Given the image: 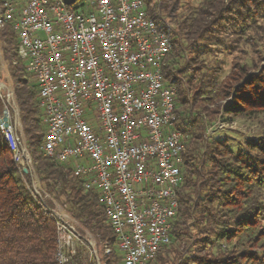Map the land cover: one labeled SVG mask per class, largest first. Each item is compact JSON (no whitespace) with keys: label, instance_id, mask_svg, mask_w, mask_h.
<instances>
[{"label":"built area","instance_id":"obj_1","mask_svg":"<svg viewBox=\"0 0 264 264\" xmlns=\"http://www.w3.org/2000/svg\"><path fill=\"white\" fill-rule=\"evenodd\" d=\"M6 24L37 87L43 154L97 194L122 264H147L170 242L183 179L184 134L172 125L177 90L163 73L167 34L143 0H0V29ZM0 99V132L28 172L14 94L1 79ZM46 210L57 264H101L70 213L56 202Z\"/></svg>","mask_w":264,"mask_h":264},{"label":"trees","instance_id":"obj_2","mask_svg":"<svg viewBox=\"0 0 264 264\" xmlns=\"http://www.w3.org/2000/svg\"><path fill=\"white\" fill-rule=\"evenodd\" d=\"M143 1L170 41L163 73L177 90L172 125L184 134L183 179L170 242L147 264H264V129L238 151L207 131L223 115L264 114V0ZM229 26L234 31L227 32ZM229 37L237 48L243 44L256 50L253 57L241 50L246 57L233 58L221 77L223 68L209 67L200 46L210 41L225 48ZM17 45L11 26L4 25L0 53L31 169L24 172L14 163L0 132V264H57L55 226L46 210L55 202L91 234L101 264H122L97 194L83 187L70 165L42 152L45 127L38 91ZM33 182L40 187L38 194Z\"/></svg>","mask_w":264,"mask_h":264},{"label":"rangeland","instance_id":"obj_3","mask_svg":"<svg viewBox=\"0 0 264 264\" xmlns=\"http://www.w3.org/2000/svg\"><path fill=\"white\" fill-rule=\"evenodd\" d=\"M181 3H184V0H181ZM233 29V30H232ZM234 31V28H231L230 26L227 27V32ZM226 32V33H227ZM216 37V34H214ZM233 38L229 37L227 38V45L225 48L231 47V49H225L221 48V46H218L214 42L207 41V45L202 42L200 49L206 50L207 54L205 57L208 58L207 63L210 66L214 67H221L223 68V71L221 73V77L224 76V74L229 70L230 62L233 58L237 57H246L244 56L243 52L241 50L247 51L248 55L247 57H250L252 54V49L254 51L256 48H252L249 46H245L243 44H238L239 48L233 43ZM246 55V54H245ZM188 56L191 57L192 55L188 53ZM0 79L9 83V77L7 72V64L3 60V57L0 53ZM263 124H264V114H259L250 118L246 117H237V118H230L227 115L221 116L218 123L215 124L213 129L210 131L211 134L218 139L225 140L228 145L233 149V151L238 150H245L248 143L256 141L263 132ZM209 132V133H210ZM39 191L40 187L37 182H33ZM39 187V188H38ZM82 228H79V231L84 234V236L89 237L93 243L95 240L91 235H89V232L84 230H81ZM95 249L97 251L98 258L101 257V251L96 247ZM87 250H85L86 252ZM86 254V253H85ZM87 255V254H86ZM163 257L172 258L173 254H170L169 256L164 254ZM156 262H153L152 264H155Z\"/></svg>","mask_w":264,"mask_h":264},{"label":"water","instance_id":"obj_4","mask_svg":"<svg viewBox=\"0 0 264 264\" xmlns=\"http://www.w3.org/2000/svg\"><path fill=\"white\" fill-rule=\"evenodd\" d=\"M64 2L66 3V4H71V3H73L74 2V0H64ZM24 172H26V170L24 169L23 170Z\"/></svg>","mask_w":264,"mask_h":264}]
</instances>
